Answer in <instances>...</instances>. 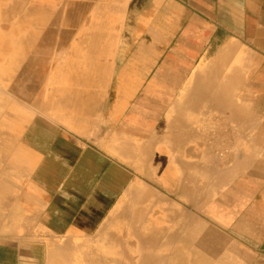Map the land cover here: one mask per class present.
Wrapping results in <instances>:
<instances>
[{"label": "crops", "instance_id": "0c3cea01", "mask_svg": "<svg viewBox=\"0 0 264 264\" xmlns=\"http://www.w3.org/2000/svg\"><path fill=\"white\" fill-rule=\"evenodd\" d=\"M0 11V264H264V0Z\"/></svg>", "mask_w": 264, "mask_h": 264}, {"label": "bare ground", "instance_id": "6f19581e", "mask_svg": "<svg viewBox=\"0 0 264 264\" xmlns=\"http://www.w3.org/2000/svg\"><path fill=\"white\" fill-rule=\"evenodd\" d=\"M28 2V1H27ZM5 11V10H4ZM4 11H2V15L5 13ZM10 11V10H9ZM1 12V11H0ZM4 12V13H3ZM36 14V12H31V14L29 15V20L31 21V22H33V21H35V20H38V21H42V22H45L44 20H47L49 17H42V16H38V15H35ZM3 18L4 17H7L6 15H3L2 16ZM1 17V18H2ZM2 18V19H3ZM7 19H8V17H7ZM6 19V20H7ZM59 19H60V17H59ZM4 23V22H3ZM9 24V23H8ZM44 26V25H43ZM43 28V27H42ZM7 29V28H6ZM37 29V28H36ZM39 29V28H38ZM41 30H44V29H41ZM30 31H32V30H30ZM39 31H40V29H39ZM8 32V31H7ZM38 33V32H37ZM37 33H33V35L32 36H38V34ZM42 33V32H41ZM32 34V33H31ZM88 34V33H87ZM5 35V34H4ZM3 36V35H2ZM39 38H40V36H38ZM39 38H37V39H39ZM33 39H34V37H33ZM36 39V40H37ZM102 39V38H101ZM24 40V39H23ZM87 40V39H86ZM30 42V41H29ZM37 42V41H36ZM36 42H35V44H36ZM87 42V41H86ZM90 42V41H89ZM26 43H28V42H26ZM34 43V42H33ZM28 48V47H27ZM57 50V49H56ZM58 52H61V51H58ZM57 52V53H58ZM57 53L55 52V54L57 55ZM62 53V52H61ZM68 54V53H67ZM26 55V54H25ZM28 55V54H27ZM23 56V55H22ZM44 56V55H43ZM52 57V56H51ZM24 58V57H23ZM49 59V58H48ZM57 61H60V60H57ZM20 62H21V60H20ZM9 63V62H8ZM40 64V61L38 62V64H37V66ZM15 65V64H14ZM19 66V65H18ZM18 66H16V67H18ZM34 67H35V65L33 64V61L31 60V61H29V63H28V65L26 66V72H29L30 73V77H31V75H32V73H33V69H34ZM41 67V66H40ZM53 67H54V65H53ZM57 66H55V68H56ZM19 68V67H18ZM39 68V67H38ZM42 68L43 67H41V69L40 70H42ZM45 68H47V70L48 69H50V66L48 67V65L46 66L45 65V67H44V69ZM17 69V68H16ZM54 69V68H53ZM17 70H19V69H17ZM49 72V71H48ZM0 73H2V71L0 72ZM2 75H3V73H2ZM5 76V75H4ZM4 76H2V77H4ZM8 76V75H7ZM15 77V76H14ZM26 78V77H25ZM50 78V77H49ZM46 79V78H45ZM3 80V79H2ZM5 80H8V79H6V77H5ZM27 80V79H26ZM36 83V82H35ZM48 84V83H47ZM51 84V83H50ZM19 87V86H18ZM16 88V87H15ZM2 91V90H1ZM4 91V90H3ZM39 92V91H38ZM3 93V92H2ZM9 96V95H8ZM244 96V95H243ZM243 98V97H242ZM8 99V98H7ZM245 100V99H244ZM13 105V104H12ZM23 105V104H22ZM14 106V105H13ZM6 107H7V105L6 104H4L3 105V103L2 102H0V109H6ZM22 107H24V106H22ZM18 109V108H17ZM7 113L8 112H5V110L4 111H2L1 110V113H0V120H3V122L6 124V126H7V118H6V116H7ZM14 114H16L15 112H14ZM31 114V113H30ZM41 114V113H40ZM29 116V115H28ZM50 120V119H49ZM227 130V129H226ZM229 132V131H228ZM177 133V132H176ZM221 133V132H220ZM174 135V134H173ZM226 135V134H225ZM235 137V136H234ZM148 140V139H147ZM167 141V140H166ZM155 142V141H154ZM11 150V149H10ZM224 151V150H223ZM155 152V151H154ZM220 152V151H219ZM220 153H222V152H220ZM3 163V162H2ZM10 166V165H9ZM3 174V173H2ZM154 181V180H153ZM212 183V182H211ZM36 195V194H35ZM1 199V198H0ZM16 204V203H15ZM18 208V207H17ZM172 209V208H171ZM139 210V209H138ZM2 213V212H1ZM13 214V213H12ZM134 214H135V212H134ZM176 214V213H175ZM1 215V214H0ZM12 216V215H11ZM1 217V216H0ZM3 217V216H2ZM2 217H1V219H2ZM5 217V216H4ZM13 217V216H12ZM173 218V217H172ZM11 221V220H10ZM3 226V225H2ZM184 229V228H183ZM160 231V230H159ZM162 231V230H161ZM115 236V235H114ZM112 237V236H111ZM121 241V240H120ZM70 243V242H69ZM51 251V250H50ZM53 251V250H52ZM126 253V252H125ZM128 254V253H127ZM60 255V254H59ZM61 256V255H60ZM60 260V259H59ZM62 262V261H61Z\"/></svg>", "mask_w": 264, "mask_h": 264}, {"label": "rangeland", "instance_id": "374dc122", "mask_svg": "<svg viewBox=\"0 0 264 264\" xmlns=\"http://www.w3.org/2000/svg\"><path fill=\"white\" fill-rule=\"evenodd\" d=\"M45 63H46V60H42V66H45ZM34 88H37V87H34ZM33 88V89H34ZM15 113H16V111H15ZM15 115V114H14Z\"/></svg>", "mask_w": 264, "mask_h": 264}]
</instances>
